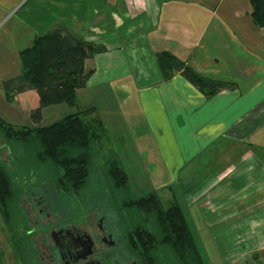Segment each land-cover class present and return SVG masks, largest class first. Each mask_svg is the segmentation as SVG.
Instances as JSON below:
<instances>
[{
    "label": "crops",
    "instance_id": "obj_1",
    "mask_svg": "<svg viewBox=\"0 0 264 264\" xmlns=\"http://www.w3.org/2000/svg\"><path fill=\"white\" fill-rule=\"evenodd\" d=\"M252 10L250 0H0V116L32 124L35 92L7 100L2 82L19 74V51L35 36L63 26L105 46L85 60L93 73L76 104L97 87L100 110L87 108L109 140L118 126L131 130L113 152L128 180L159 197L167 189L195 239L229 246L228 264H264V30ZM161 51L232 87L207 96L180 73L163 80ZM9 239L0 217V264H12Z\"/></svg>",
    "mask_w": 264,
    "mask_h": 264
},
{
    "label": "trees",
    "instance_id": "obj_2",
    "mask_svg": "<svg viewBox=\"0 0 264 264\" xmlns=\"http://www.w3.org/2000/svg\"><path fill=\"white\" fill-rule=\"evenodd\" d=\"M250 2L254 23L264 30V0ZM105 50L103 45L56 26L35 36L29 46L19 51V74L2 82L7 100L28 90L38 98L30 114L31 125H16L0 116V153L10 156L7 162L0 160V217L20 264L32 261L28 254L33 237L31 230L21 233V225L29 224L21 211L22 192L41 193L39 202L58 201L62 207L68 201L64 194H73L80 200L86 196L93 208L112 210L113 215L105 213V220L139 264H205L176 200L164 207L154 190L133 196L127 172L113 155L99 166L95 164V149L106 142L108 135L93 107L67 113L50 124L41 123L44 108L76 104L77 90L86 86L93 73V69H85V60ZM155 60L163 80L180 73L207 96L232 87L223 80L200 75L168 51L157 52ZM30 181V187L25 188ZM48 188L53 189L49 198ZM103 190L107 198L100 201ZM34 206L39 207L37 201Z\"/></svg>",
    "mask_w": 264,
    "mask_h": 264
},
{
    "label": "rangeland",
    "instance_id": "obj_3",
    "mask_svg": "<svg viewBox=\"0 0 264 264\" xmlns=\"http://www.w3.org/2000/svg\"><path fill=\"white\" fill-rule=\"evenodd\" d=\"M129 56L132 57L129 53ZM137 58V57H135ZM138 59V58H137ZM104 88V86H103ZM101 89L97 87H92L91 89L85 90V97L81 96L78 92L77 96V104L70 106L65 103H59L56 106V109L53 107L50 112H48V117H45L43 119L42 124H50L63 115L67 113H73L77 112L78 110H82L84 108H87L90 106V104H95L97 101V106H100L102 104L101 102V94L100 92ZM77 93V92H76ZM113 96L116 100V93L112 92ZM116 106V105H115ZM100 115V113H99ZM101 117V116H100ZM121 126H118L117 129L112 133L110 132L109 134L111 135V141L109 140V136L105 138L106 142L102 143V146L100 148L96 147V152L94 155V162L97 164V166L100 165L104 160L108 158V156H112L113 152L114 153H120L121 150L123 149V144L122 141L124 139H128V135L131 136V130L127 128L126 126L122 129V133L119 134L118 130H121ZM257 152V150H256ZM9 154L7 153H0V160L8 161ZM127 172L128 168L123 167ZM143 179L145 176H141ZM38 179V175L36 174L33 177V181ZM33 181H30L28 186H24L25 188L30 187ZM15 182L22 185V183H19V181L15 178ZM37 182V181H34ZM130 187H131V194L133 196H141L146 194L147 192L152 190V187L150 186V183H145V182H134L133 180L129 181ZM165 191V193H164ZM163 192L160 193V198H161V203L163 204L164 207H167L169 204L170 200V195L167 189H164ZM47 191L45 190L44 193ZM48 193L49 197H52L53 189L51 188L49 190L48 188ZM51 194V195H50ZM107 192L103 190L100 193V201L104 200V198H107ZM30 196V197H29ZM42 196L41 193H37V195L33 192L32 195H29V192H22V196L20 198V205H21V211L22 213L25 214L26 218V224L29 222L28 226L22 224L21 227L24 229L21 233L27 234L29 230L32 232V236L30 241V254H28L30 257V260L32 261L29 262V264H49L48 259L46 257L48 248H53V243L51 240L50 233L52 232V228L55 227L54 223L56 221H61L65 220L68 223L71 222H83L85 221V217L88 215V220L85 221V223L81 224L82 227L86 228V231L91 233V228L97 227L98 219L100 216H105V213L107 214H112V210L110 212L108 208H100L98 209L93 208L90 204V197L86 198V196L82 197L81 200L74 196L73 194H64L63 197L66 198L68 201H66V206L62 207V203H59L58 201H50L48 204L43 203L39 197ZM36 200H35V199ZM60 200V199H59ZM38 202L39 207L34 206V203ZM49 208V209H48ZM91 208V209H90ZM39 209L45 211V209H48L49 211H52L51 215L49 217L44 216L42 212L39 211ZM90 211V212H89ZM88 212V214H87ZM97 212V216L94 217V213ZM113 215V214H112ZM44 216V217H43ZM70 220H69V218ZM93 218V219H92ZM37 228V229H36ZM208 232V230H206ZM10 240V239H9ZM121 240L120 243V248H121V253H128L129 252L126 250L124 247L123 240ZM11 241V240H10ZM197 246L199 248V251L201 253V256L205 262V264H228L229 263V246L225 247L222 245V243L219 240H216L218 243L217 245L211 243L207 237H203L201 239H195ZM9 249L7 248L9 255H10V260L12 264L19 263V258L18 261H16V248L14 244L9 243ZM12 245L14 250L12 249ZM15 254V258H14ZM18 254V253H17ZM36 256V258H34ZM18 257V256H17ZM40 258V259H39ZM34 259V260H33ZM14 262V263H13ZM28 264V262H27Z\"/></svg>",
    "mask_w": 264,
    "mask_h": 264
},
{
    "label": "flooded vegetation",
    "instance_id": "obj_4",
    "mask_svg": "<svg viewBox=\"0 0 264 264\" xmlns=\"http://www.w3.org/2000/svg\"><path fill=\"white\" fill-rule=\"evenodd\" d=\"M48 209L39 211L46 217L52 216V211ZM97 214L95 212L94 217ZM70 221L54 223L55 227L50 233L53 248H48L46 254L49 264H139L135 255L121 253V238L111 231L112 227L105 216L99 217L97 227L91 228V233L81 226L85 221Z\"/></svg>",
    "mask_w": 264,
    "mask_h": 264
},
{
    "label": "clouds",
    "instance_id": "obj_5",
    "mask_svg": "<svg viewBox=\"0 0 264 264\" xmlns=\"http://www.w3.org/2000/svg\"><path fill=\"white\" fill-rule=\"evenodd\" d=\"M145 6H147V5H145Z\"/></svg>",
    "mask_w": 264,
    "mask_h": 264
},
{
    "label": "water",
    "instance_id": "obj_6",
    "mask_svg": "<svg viewBox=\"0 0 264 264\" xmlns=\"http://www.w3.org/2000/svg\"><path fill=\"white\" fill-rule=\"evenodd\" d=\"M53 234V233H52Z\"/></svg>",
    "mask_w": 264,
    "mask_h": 264
}]
</instances>
